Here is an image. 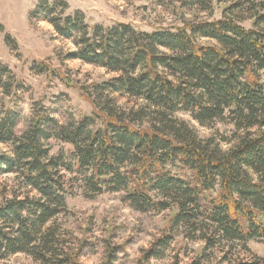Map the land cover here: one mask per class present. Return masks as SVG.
Returning a JSON list of instances; mask_svg holds the SVG:
<instances>
[{"label":"trees","instance_id":"obj_1","mask_svg":"<svg viewBox=\"0 0 264 264\" xmlns=\"http://www.w3.org/2000/svg\"><path fill=\"white\" fill-rule=\"evenodd\" d=\"M213 1L180 2L207 10ZM237 1L244 4L223 0L232 13ZM57 9L43 1L38 15L73 42L67 58L116 77L95 86L92 117L61 124L36 104L21 136L18 115L0 100V143L13 148L0 156V175H15L36 195L14 193L0 204V261L24 254L38 264H81L73 235L58 223L67 211L63 172L79 175L89 195L123 194L140 213L174 211L172 230L203 241L202 256L264 242V11L253 16L252 29L223 17L149 33L125 24L90 27L82 13L60 16ZM6 73L0 70V86L11 96L2 83ZM115 94L144 105L121 110ZM179 114L201 127H232L230 137L202 139ZM51 141L74 150L51 156ZM173 240L165 234L140 264L164 259ZM108 258L114 264V254ZM231 264H264V258Z\"/></svg>","mask_w":264,"mask_h":264},{"label":"rangeland","instance_id":"obj_2","mask_svg":"<svg viewBox=\"0 0 264 264\" xmlns=\"http://www.w3.org/2000/svg\"><path fill=\"white\" fill-rule=\"evenodd\" d=\"M43 1L57 5L60 16L82 13L90 27L125 24L149 33L223 17L233 18L246 29H252L253 16L259 10L264 11V0L234 2L240 7L233 13L232 3L223 0H214L207 10L182 7L181 0H0V70L8 71L2 83H8L11 93L6 96L1 85L0 100L18 115L15 128L18 136L29 127L36 104L48 110L61 124L92 117L95 86L116 77L102 67L67 58L75 51V46L59 36L42 14L38 15ZM114 99L117 107L127 112L144 105L118 94ZM178 117L188 121L202 139L214 135L230 137L232 127L223 123L201 127L189 115L179 114ZM49 145L51 156L61 152L68 156L74 150L71 145L57 141ZM230 146L228 142L222 143L224 150ZM12 149L11 145L0 143V156L10 155ZM62 174L68 191L67 211L60 215L58 223L73 235L74 244L80 250L81 264H106L109 254H114V264H140L144 253L170 233L174 240L166 257L152 260L151 264H231L237 259L250 260L253 256L264 258V242H250L246 249L236 245L233 250L225 247V252L220 248L208 250L203 258V241H191L182 228L172 230L174 211L140 213L131 208L123 194L89 195L79 175ZM14 193L25 197L28 190L20 187L15 175H0V204L12 199ZM225 254L229 256L224 260ZM0 264L38 263L27 255L17 254Z\"/></svg>","mask_w":264,"mask_h":264}]
</instances>
